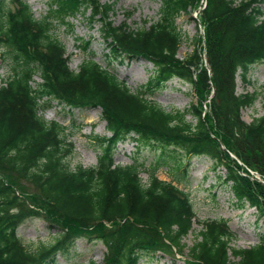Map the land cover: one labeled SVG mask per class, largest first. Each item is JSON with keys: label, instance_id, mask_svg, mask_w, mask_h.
<instances>
[{"label": "trees", "instance_id": "16d2710c", "mask_svg": "<svg viewBox=\"0 0 264 264\" xmlns=\"http://www.w3.org/2000/svg\"><path fill=\"white\" fill-rule=\"evenodd\" d=\"M201 1L194 19L190 12ZM13 3L0 0V51L12 64L0 84V264H56L57 255L68 254L81 238L105 247L101 262L87 264H145L144 254L170 249L180 254L195 216L188 194L154 172L143 183L140 163L115 164V146L128 138L158 145V159L169 158L175 171L182 167L180 152L207 158L213 170L224 169L223 182L236 203L264 218V115L241 119V108L255 96L236 92L238 72L245 80L248 67L264 61V0H162L158 19L136 29L125 22L114 25L111 4L97 0H54L50 14L40 19L25 1ZM87 10L89 23H99L108 57H139L152 64L139 90L93 56L70 69L64 44L52 35L53 20L72 30L68 19ZM183 14L202 33L199 48L180 58L184 36L176 19ZM78 41L88 49L86 41ZM172 79L195 95L187 110L166 111L147 97ZM52 101L69 110L101 109L109 135L94 137L101 145L94 166L68 167L67 129L40 114ZM22 181L33 192L24 191ZM32 217L55 231L52 243L22 244L17 228ZM231 236L225 220L205 221L185 262L264 264V236L248 248L231 250L236 263L229 259Z\"/></svg>", "mask_w": 264, "mask_h": 264}, {"label": "rangeland", "instance_id": "374dc122", "mask_svg": "<svg viewBox=\"0 0 264 264\" xmlns=\"http://www.w3.org/2000/svg\"><path fill=\"white\" fill-rule=\"evenodd\" d=\"M13 1L7 0L10 7L14 5ZM23 1L30 6L35 18L40 19L50 14L54 0ZM97 2L111 4L109 19L114 25L125 22L131 29H136L148 26L158 19L162 0H97ZM87 14L88 10L68 19L67 22L73 26L72 30L59 20H53L52 35L64 44L70 69L76 71L83 60L93 56L101 66L113 71L131 90H139L150 78L153 70L152 64L139 57L138 59L108 57L107 46L100 38L99 23L94 20L90 24ZM190 15L195 17L196 12L191 10ZM176 25L184 36L177 52L178 57L182 58L199 48L200 31L198 25L189 18L188 14L179 16L176 19ZM79 38L90 43V50L82 49L83 44L76 41ZM11 65L7 53L0 51V84L9 75ZM33 80L35 86L40 83L39 73H36ZM236 92L255 96L252 104L241 108L239 114L241 119L251 122L264 115V61L250 65L245 80L238 72ZM147 97L166 111L187 110L195 103L192 89L187 84L182 85L177 79H172L161 88L148 93ZM40 114L46 121L58 122L67 129L66 140L71 144V151L66 156L65 162L70 169L77 166L90 167L96 164L101 145L94 137L109 135L100 108L69 110L62 103L52 101L41 108ZM187 119L193 121L190 115ZM160 149L155 143L128 138L118 142L113 152L115 164L140 163L139 175L143 183L148 180L150 172H154L160 180L173 182L175 186L188 194L195 213L191 230L182 239L185 247L180 254L172 252V249L169 250L171 253L158 254L153 257L144 254L141 262L145 264H187L185 261L189 248L199 240V231L202 230L204 222L225 220L232 233L228 243L229 259L236 263L238 258L232 255L231 250L248 248L258 242L260 236H264V218L258 216L255 208L247 204L240 206L236 203L229 188L223 182V168L215 171L211 168V162L207 158L187 157L180 152L176 155L182 167L175 171L169 158L165 156L162 160L158 159ZM165 162L167 165H164ZM20 184L24 191L33 192L29 183L22 181ZM54 235L55 231L50 229L42 218L26 219L17 228L18 238L23 245L30 248L39 244L52 243ZM104 253L105 247L99 241H87L81 238L75 242L68 254L57 255L56 264H87L90 260L101 262Z\"/></svg>", "mask_w": 264, "mask_h": 264}, {"label": "bare ground", "instance_id": "6f19581e", "mask_svg": "<svg viewBox=\"0 0 264 264\" xmlns=\"http://www.w3.org/2000/svg\"><path fill=\"white\" fill-rule=\"evenodd\" d=\"M89 44H90L89 42H87V44H85V45H87V47H88L87 50H90V48H89ZM87 50H86V51H87Z\"/></svg>", "mask_w": 264, "mask_h": 264}]
</instances>
